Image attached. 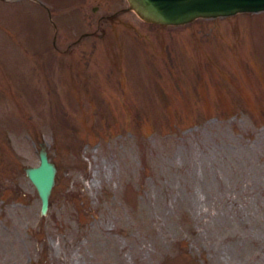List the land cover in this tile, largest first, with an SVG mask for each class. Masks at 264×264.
Returning <instances> with one entry per match:
<instances>
[{"label":"rangeland","instance_id":"obj_1","mask_svg":"<svg viewBox=\"0 0 264 264\" xmlns=\"http://www.w3.org/2000/svg\"><path fill=\"white\" fill-rule=\"evenodd\" d=\"M0 264H264V10L0 0Z\"/></svg>","mask_w":264,"mask_h":264},{"label":"water","instance_id":"obj_2","mask_svg":"<svg viewBox=\"0 0 264 264\" xmlns=\"http://www.w3.org/2000/svg\"><path fill=\"white\" fill-rule=\"evenodd\" d=\"M143 20L160 24H182L197 17L231 15L241 11L264 10V0H128ZM38 149L39 162L24 166V171L35 185L45 213L55 180L56 165L48 156L46 142Z\"/></svg>","mask_w":264,"mask_h":264}]
</instances>
